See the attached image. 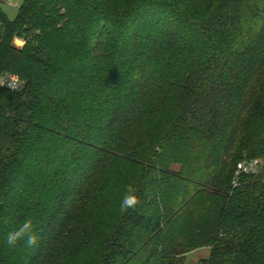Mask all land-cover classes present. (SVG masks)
I'll return each instance as SVG.
<instances>
[{
  "label": "trees",
  "instance_id": "16d2710c",
  "mask_svg": "<svg viewBox=\"0 0 264 264\" xmlns=\"http://www.w3.org/2000/svg\"><path fill=\"white\" fill-rule=\"evenodd\" d=\"M4 73L0 264H264V0H24Z\"/></svg>",
  "mask_w": 264,
  "mask_h": 264
},
{
  "label": "clouds",
  "instance_id": "9594fccd",
  "mask_svg": "<svg viewBox=\"0 0 264 264\" xmlns=\"http://www.w3.org/2000/svg\"><path fill=\"white\" fill-rule=\"evenodd\" d=\"M139 203L137 190L132 185H127L120 201V211L123 213L128 209H134ZM6 240L9 247H14L20 241L28 247L35 246L38 243V236L35 232L34 219L29 217L23 220L14 230L7 233Z\"/></svg>",
  "mask_w": 264,
  "mask_h": 264
},
{
  "label": "built area",
  "instance_id": "2783aa9c",
  "mask_svg": "<svg viewBox=\"0 0 264 264\" xmlns=\"http://www.w3.org/2000/svg\"><path fill=\"white\" fill-rule=\"evenodd\" d=\"M25 85V80L15 73L0 74V88L11 91L20 90ZM264 167V160L261 158L243 159L237 163L232 179L234 187L238 186L244 175H257Z\"/></svg>",
  "mask_w": 264,
  "mask_h": 264
},
{
  "label": "rangeland",
  "instance_id": "374dc122",
  "mask_svg": "<svg viewBox=\"0 0 264 264\" xmlns=\"http://www.w3.org/2000/svg\"><path fill=\"white\" fill-rule=\"evenodd\" d=\"M23 2L24 0H0V13L2 12L8 18L14 19L17 17L19 13V8L23 4ZM14 42L19 47L25 44L22 38H16L14 39ZM180 167H181L180 164L173 165V168L175 170H179ZM195 214H196V211L194 210L193 215ZM209 254H210V247L203 246V247L195 248L194 250H192L186 255L185 263L196 264L198 261L202 259H207L209 257Z\"/></svg>",
  "mask_w": 264,
  "mask_h": 264
}]
</instances>
